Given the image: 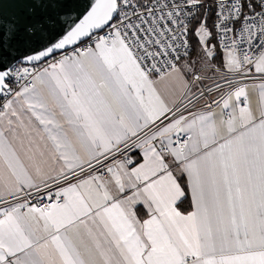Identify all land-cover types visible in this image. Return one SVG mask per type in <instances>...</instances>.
Returning a JSON list of instances; mask_svg holds the SVG:
<instances>
[{"label":"snow or ice","instance_id":"1","mask_svg":"<svg viewBox=\"0 0 264 264\" xmlns=\"http://www.w3.org/2000/svg\"><path fill=\"white\" fill-rule=\"evenodd\" d=\"M0 264H264V0H0Z\"/></svg>","mask_w":264,"mask_h":264},{"label":"crops","instance_id":"2","mask_svg":"<svg viewBox=\"0 0 264 264\" xmlns=\"http://www.w3.org/2000/svg\"><path fill=\"white\" fill-rule=\"evenodd\" d=\"M181 62H183V61H181ZM153 78L156 79L155 77H153ZM186 79L190 80L191 77L188 76V77H186ZM260 83L249 84V93H250V97H251L253 103H255V101L259 95L256 85H259ZM198 86H199V84H198ZM156 88H157L158 92L161 93L162 96H164L165 98H167L170 101L177 99L182 93V89L180 87V84L178 83V81L174 77L171 79H167V80L158 82L156 85ZM193 90H195V89H193ZM202 110H204V108L196 109L194 112H199ZM216 111H219V109H216ZM185 115H187V114H185ZM133 159H138V157L133 155ZM189 200H190L191 208L188 211H191L192 210V202H191L190 196H189ZM182 212H184V211H182Z\"/></svg>","mask_w":264,"mask_h":264},{"label":"built area","instance_id":"3","mask_svg":"<svg viewBox=\"0 0 264 264\" xmlns=\"http://www.w3.org/2000/svg\"><path fill=\"white\" fill-rule=\"evenodd\" d=\"M190 42H191V41H190ZM191 49H192V47H191ZM191 49L189 50L190 52H191ZM216 64H217V66H219L218 63H216ZM200 74L203 75L202 72H201ZM250 75H251V79H250V80H246V81H244L245 83L251 84V83H253V81H254L255 83H260V82H261V78H260L259 74L252 73V74H250ZM203 76H204V77H207V79H210V80H212V78H215V79L218 80V82L223 83L222 76H217V75H215V74H214V75H210V76H206V75H203ZM197 83L199 84V87H201V88H203V87H205V86H209V87L213 86L212 81H211L210 83H208V84H205L204 81H203V83H200V82H197ZM226 90H227V89H226ZM213 98H215V99H219V98H220L219 93H217V92L214 91L211 95H209V96H208V102H211V100H212ZM201 101H202V102H201ZM204 104H205L204 99H201L200 102H199L195 107H192V108H191V111L194 112L196 109L204 108ZM185 114H187V113H185ZM33 203H36V201L33 200Z\"/></svg>","mask_w":264,"mask_h":264},{"label":"trees","instance_id":"4","mask_svg":"<svg viewBox=\"0 0 264 264\" xmlns=\"http://www.w3.org/2000/svg\"><path fill=\"white\" fill-rule=\"evenodd\" d=\"M191 44H192V49H191V52H190V55L189 57L192 55V54H195L196 52H198V49L196 47V44H195V37H192L191 38ZM215 63H220L219 61V58H217V60L215 61ZM187 191V190H186ZM181 207V210L184 211V212H187L188 210H190L191 208V204H190V200H189V197H187L183 204L180 206Z\"/></svg>","mask_w":264,"mask_h":264},{"label":"rangeland","instance_id":"5","mask_svg":"<svg viewBox=\"0 0 264 264\" xmlns=\"http://www.w3.org/2000/svg\"><path fill=\"white\" fill-rule=\"evenodd\" d=\"M190 60H192V61H197V60H199V56H198V52H196L195 54H192L190 57H188ZM181 63H183V62H181ZM196 67L197 68H200L201 67V65L200 64H197L196 65ZM202 74L203 75H206V76H210V75H214L211 71H202ZM212 80H210V79H205L204 80V83L205 84H208V83H210Z\"/></svg>","mask_w":264,"mask_h":264},{"label":"water","instance_id":"6","mask_svg":"<svg viewBox=\"0 0 264 264\" xmlns=\"http://www.w3.org/2000/svg\"><path fill=\"white\" fill-rule=\"evenodd\" d=\"M13 55H16V53H14ZM8 59H11L10 57Z\"/></svg>","mask_w":264,"mask_h":264}]
</instances>
